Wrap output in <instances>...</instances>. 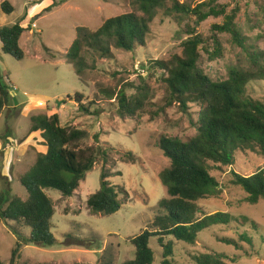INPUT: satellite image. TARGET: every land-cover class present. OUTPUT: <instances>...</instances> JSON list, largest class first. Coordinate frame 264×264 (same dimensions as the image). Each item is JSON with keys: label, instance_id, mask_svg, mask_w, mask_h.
<instances>
[{"label": "rangeland", "instance_id": "1", "mask_svg": "<svg viewBox=\"0 0 264 264\" xmlns=\"http://www.w3.org/2000/svg\"><path fill=\"white\" fill-rule=\"evenodd\" d=\"M3 1L14 11L6 15L0 8V27L23 21L26 29L19 40L23 60L16 61L0 51V74L10 86L9 107L0 116V191L10 190L11 197L27 198L20 178L34 165L37 156L46 152L40 133L28 136L33 115H58L62 127L86 132L87 138L78 150L102 148L108 156L107 164L98 158L72 197H63L54 190L44 191L54 205L52 232L56 244L24 247L16 264H102L103 258L109 256L113 264L132 260L134 247L127 240L139 235L152 221L158 202L166 195L158 175L169 166V161L157 143L162 137L186 141L196 134L193 123L198 120L201 106L187 104L183 110L176 102L170 103V93L164 83L166 72L157 65L181 56V44L188 38L189 18L175 22L158 14L150 24L144 46L130 53L112 50V58L105 61L88 53L86 62L96 68L85 70L80 82L72 64L64 58L75 39V29L96 30L105 20L130 13L131 0H0V4ZM177 1L195 7L206 0ZM216 5L224 7L226 14L235 11L234 23L246 43L264 51V0H220ZM222 23L223 16L210 17L198 25L196 34L209 39L212 25ZM217 35L223 48L222 58L209 62L201 52L198 66L209 78L219 82L227 79L230 66L245 65L246 58L228 34ZM139 87H148L149 92L144 111L133 118L120 116L115 100L100 93L101 89H109L134 95ZM248 92L256 99H264V81L252 82ZM75 94L82 95L86 105L90 101L96 105L89 113L79 111ZM94 135H98V143ZM126 153H132L137 162L127 161ZM234 161L232 168L211 172L221 194L201 202L200 207L206 214L228 212L232 216L247 217L255 222L257 229L250 224L238 227L234 223L228 228L212 227L199 234L194 246H176L173 259L178 264H190L191 255L204 252L223 253L236 258L239 264H264V202L246 203V194L228 183L230 170L242 176L250 175L264 167V158L249 151H238ZM103 168L113 176L109 182L124 190L119 196L120 210L109 217L92 214L86 207L89 195L100 187ZM12 229L24 236L29 234L28 229H21L13 222L0 223L3 264H10L11 250L16 243ZM242 233L253 238L252 247L241 243L237 250L218 240L239 241ZM66 235L89 243L98 240V246L96 249L66 246L69 243ZM150 246L154 250L153 264H160L154 243Z\"/></svg>", "mask_w": 264, "mask_h": 264}, {"label": "trees", "instance_id": "2", "mask_svg": "<svg viewBox=\"0 0 264 264\" xmlns=\"http://www.w3.org/2000/svg\"><path fill=\"white\" fill-rule=\"evenodd\" d=\"M218 1L206 0L191 7L177 0H131L130 13L111 17L96 30L77 27L75 39L64 57L82 82L84 71L96 68L86 62L88 53L105 61L112 58V50L130 53L136 47L144 46L150 24L158 14L175 22L189 18L188 38L181 44V56H176L170 63L158 62L157 65L166 72L164 83L170 93V103L176 102L183 110L187 104L201 106L198 120L193 123L196 134L186 141L162 137L157 143L169 161V166L158 175L166 195L158 202L152 221L139 235L127 240L134 247V258L122 264H153L151 243L156 247L160 264H178L173 259L176 246H194L199 234L212 227L228 228L234 223L238 227L250 224L257 229L255 222L247 217L232 216L228 212L206 214L200 207L201 202L221 194L220 185L211 172L232 168L236 152L249 151L264 158V99H256L248 92L252 82L264 81V51L246 43L234 23L236 12L226 14L224 7L216 5ZM0 8L6 15L14 11L7 1H3ZM220 16H223V23L212 25L209 39L204 40L196 34L200 23ZM25 29L23 21L0 27V51L4 55L16 61L23 60L19 40ZM217 34H228L246 58L245 65L230 66L227 79L219 82L209 78L198 66L201 52L207 55L209 62L222 58L223 48ZM148 92V87H139L134 95H127L123 90L117 93L100 90L109 100H115L119 115L128 118L144 111ZM74 99L79 103V111L85 113L96 105L95 101L86 105L82 95L75 94ZM9 103L10 86L3 82L0 74V116ZM30 122L28 136L40 133L46 152L39 154L34 165L20 178L27 198L11 197L10 190L0 191V223L13 222L29 231L28 236H24L12 229L16 243L11 250L10 264H16L24 247L56 244L52 232L54 205L44 191L54 190L63 197H72L98 158L107 164L108 157L102 148L78 150L79 144L87 138L86 132L62 127L58 115H33ZM94 141L98 143V135H94ZM125 159L132 164L137 162L132 153H126ZM111 177L103 168L99 189L86 200L90 213L109 217L120 210L119 196L124 190L112 185L108 180ZM228 183L246 194V203L264 202V167L247 176L230 170ZM65 237L69 241L66 246L89 249L98 246V240L89 243L72 235ZM238 239L218 240L237 250L241 243L253 246V238L246 233L240 234ZM235 259L223 253L204 252L191 255L190 264H239ZM0 264L3 263L0 261ZM102 264H113V260L110 256L104 257Z\"/></svg>", "mask_w": 264, "mask_h": 264}, {"label": "built area", "instance_id": "3", "mask_svg": "<svg viewBox=\"0 0 264 264\" xmlns=\"http://www.w3.org/2000/svg\"><path fill=\"white\" fill-rule=\"evenodd\" d=\"M32 27L35 29V24H32Z\"/></svg>", "mask_w": 264, "mask_h": 264}, {"label": "water", "instance_id": "4", "mask_svg": "<svg viewBox=\"0 0 264 264\" xmlns=\"http://www.w3.org/2000/svg\"><path fill=\"white\" fill-rule=\"evenodd\" d=\"M62 102V101H61ZM61 102H58V105H60Z\"/></svg>", "mask_w": 264, "mask_h": 264}]
</instances>
